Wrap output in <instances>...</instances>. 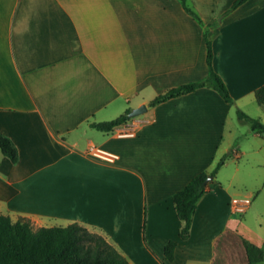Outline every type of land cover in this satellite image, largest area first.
<instances>
[{"label":"crops","instance_id":"obj_1","mask_svg":"<svg viewBox=\"0 0 264 264\" xmlns=\"http://www.w3.org/2000/svg\"><path fill=\"white\" fill-rule=\"evenodd\" d=\"M233 2L187 0L198 22L178 0H0V132L18 152L15 163L0 152V213L77 223L128 264H163L169 240L173 264H249L242 239L264 246V173L231 190L239 180L216 177L224 163L185 240L172 201L213 169L224 137L222 150L234 146V106L252 107L264 84V0ZM205 36L233 103L201 87L149 106L206 77ZM141 105L110 131L91 126ZM234 197L251 199L244 213Z\"/></svg>","mask_w":264,"mask_h":264},{"label":"trees","instance_id":"obj_2","mask_svg":"<svg viewBox=\"0 0 264 264\" xmlns=\"http://www.w3.org/2000/svg\"><path fill=\"white\" fill-rule=\"evenodd\" d=\"M183 10L192 18L200 22L199 16L188 6L187 0H178ZM246 0H234L230 10L236 8ZM206 44V77L197 82L186 83L166 90L154 97L149 106L161 103L175 96L186 94L201 87L214 89L226 103H233L224 82L212 67V48L205 36ZM255 102L264 104V84L254 91ZM128 112L117 118L91 126L99 131H110L113 127L128 119ZM236 117L246 122L252 132L264 134V123L258 118H252L240 109H236ZM0 152L12 163L18 160V152L14 143L0 132ZM221 157L210 172L202 171L196 174L183 188L172 196L176 215L181 222L178 237L185 240L189 237L192 217L199 199L205 194L211 181L206 182L210 175L214 177L218 169L225 163ZM247 261L257 264L264 259L263 248L242 239ZM176 241L169 240L163 247V264H173ZM0 264H128L121 255L102 236L89 232L77 223L66 226H52L33 228L30 221L18 218L12 221L7 215L0 213Z\"/></svg>","mask_w":264,"mask_h":264},{"label":"rangeland","instance_id":"obj_3","mask_svg":"<svg viewBox=\"0 0 264 264\" xmlns=\"http://www.w3.org/2000/svg\"><path fill=\"white\" fill-rule=\"evenodd\" d=\"M234 107V124L239 131L237 134H235L236 136L233 137L235 138L234 146H229L227 150H222L225 148V141L227 140V138L224 137V143H222L223 146L220 148L222 154L219 157L221 158L224 156L226 161L225 164L220 168L216 177L220 181H229L231 177L234 178L235 181L239 180V184H233L230 186L231 190H238L243 189L244 185H254L257 174L264 173V168L258 169L256 166L258 161L262 162L264 160V134L262 137L255 136L246 122H241L237 119L236 109H240L252 118H259L260 121L264 123V107L257 104L255 101H253L252 107ZM239 145L241 146V149L244 150L242 154H240L241 150L239 151L238 149ZM235 154H239L241 158L236 159L234 157ZM236 164H240L238 171L234 169Z\"/></svg>","mask_w":264,"mask_h":264},{"label":"built area","instance_id":"obj_4","mask_svg":"<svg viewBox=\"0 0 264 264\" xmlns=\"http://www.w3.org/2000/svg\"><path fill=\"white\" fill-rule=\"evenodd\" d=\"M251 203V199L248 197H234L229 202V208L231 212L242 214L246 211Z\"/></svg>","mask_w":264,"mask_h":264},{"label":"water","instance_id":"obj_5","mask_svg":"<svg viewBox=\"0 0 264 264\" xmlns=\"http://www.w3.org/2000/svg\"><path fill=\"white\" fill-rule=\"evenodd\" d=\"M145 109H146V106H145V105H141V106H139V107H137V108L132 109V110L129 112L128 116H129V117L137 116V115H139L140 113L144 112ZM212 178H213V177L209 175V176L207 177V179H206V182L211 181Z\"/></svg>","mask_w":264,"mask_h":264}]
</instances>
